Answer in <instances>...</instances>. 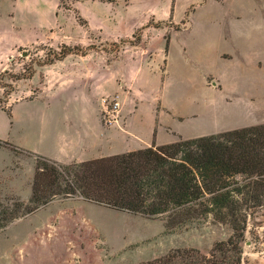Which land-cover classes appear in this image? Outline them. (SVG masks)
<instances>
[{
	"label": "rangeland",
	"instance_id": "1",
	"mask_svg": "<svg viewBox=\"0 0 264 264\" xmlns=\"http://www.w3.org/2000/svg\"><path fill=\"white\" fill-rule=\"evenodd\" d=\"M63 47L73 52L56 59ZM125 79L140 96L124 107L141 108L132 122L144 133L165 91L184 117L160 120L184 136L264 123V0H0V211L30 205L28 115L97 102L104 116ZM86 93L97 96H72ZM203 101L225 115L209 120ZM230 234L210 218L176 224L54 198L0 228V264H140L175 249L208 254ZM241 248V264H264V207L247 218Z\"/></svg>",
	"mask_w": 264,
	"mask_h": 264
},
{
	"label": "trees",
	"instance_id": "2",
	"mask_svg": "<svg viewBox=\"0 0 264 264\" xmlns=\"http://www.w3.org/2000/svg\"><path fill=\"white\" fill-rule=\"evenodd\" d=\"M71 52L63 47L55 58ZM26 151L37 159L30 205L3 207L0 228L67 197L176 224L210 218L231 228L208 254L175 249L140 264H241L247 218L264 207V123L69 164Z\"/></svg>",
	"mask_w": 264,
	"mask_h": 264
},
{
	"label": "crops",
	"instance_id": "3",
	"mask_svg": "<svg viewBox=\"0 0 264 264\" xmlns=\"http://www.w3.org/2000/svg\"><path fill=\"white\" fill-rule=\"evenodd\" d=\"M166 54L167 52H165L164 57H166ZM211 95L214 96L210 92ZM59 96L71 95L61 93ZM72 96H87L92 100L93 96L97 95L86 93ZM114 96L121 104L118 117L128 129L121 127L119 123L107 124L103 120V112L97 102L95 103L96 108L41 110L28 115L33 137L28 150L53 159L58 163L69 164L136 150L149 146L152 142L164 144L176 140L175 136L165 129L167 127L172 130L171 125L160 120L162 112L163 115L168 113V117L170 116L172 119H183L184 117L181 114H173L171 104L168 102L169 92L166 93L165 91L155 95L159 107L151 113L149 128L146 133L132 122L135 117L141 116V108L138 105H133L131 109L124 107V104L129 101L135 102L137 97L140 96L132 83L128 79L122 80L121 85L116 88ZM100 97H98V102ZM214 102L203 101L202 107L198 109L201 114L206 115V117L209 116V120L214 119L218 114L225 115L226 113L225 110L220 108L221 106L219 107ZM89 104H92V101ZM181 109L184 110V107ZM236 127H215L214 125L209 129L200 130L197 128L194 129L191 136L207 135ZM163 132L170 133V136L164 137ZM175 133L176 137L190 138L184 136L185 134L181 131H175Z\"/></svg>",
	"mask_w": 264,
	"mask_h": 264
},
{
	"label": "built area",
	"instance_id": "4",
	"mask_svg": "<svg viewBox=\"0 0 264 264\" xmlns=\"http://www.w3.org/2000/svg\"><path fill=\"white\" fill-rule=\"evenodd\" d=\"M111 101L108 104H104V120L107 124L116 123L118 124V113H119V101L115 96L111 97ZM102 102H106V98H102Z\"/></svg>",
	"mask_w": 264,
	"mask_h": 264
},
{
	"label": "bare ground",
	"instance_id": "5",
	"mask_svg": "<svg viewBox=\"0 0 264 264\" xmlns=\"http://www.w3.org/2000/svg\"><path fill=\"white\" fill-rule=\"evenodd\" d=\"M135 229H137V228H135Z\"/></svg>",
	"mask_w": 264,
	"mask_h": 264
}]
</instances>
